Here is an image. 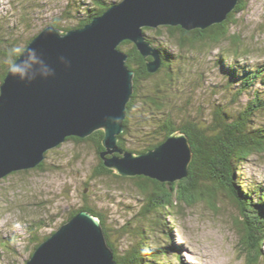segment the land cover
Wrapping results in <instances>:
<instances>
[{"label":"rangeland","instance_id":"obj_1","mask_svg":"<svg viewBox=\"0 0 264 264\" xmlns=\"http://www.w3.org/2000/svg\"><path fill=\"white\" fill-rule=\"evenodd\" d=\"M79 1L94 2L0 0V40L11 38L13 47L22 46L28 38L50 25L54 18L63 21V25L75 26L80 19L76 16H84L77 12ZM243 7L234 14L229 36L219 48L201 44L189 47L191 58L195 59L185 71V79L180 76L181 84L178 82L170 93L172 111L177 120L189 113L196 114V119H209L217 102L226 103L231 99L235 89L224 88L226 77L215 61L222 51H228L226 57L232 58L235 41L241 45L242 61L264 62V0H243ZM72 11L75 15L72 14L71 18L69 13ZM159 28L162 29L161 34L157 33V28L148 29L147 34L177 50L179 47L175 40L168 37V29ZM5 46L6 43L0 44V84L3 61L9 51ZM198 64L201 68L205 66L199 70ZM200 71L204 73L198 83ZM158 77L154 79L158 80ZM164 78L159 82L166 86V81L170 80ZM155 80L145 81L146 86L153 88ZM248 98V94L242 96L238 106L245 104ZM238 106H230V112L235 114L236 109H240ZM255 119L260 124L264 113ZM131 127L129 141L132 145L143 140V133L149 130L136 120L132 121ZM99 163L100 154L93 142L69 139L50 150L45 170L32 168L14 172L0 180V264H26L36 244L33 238L36 229H39V235H51L72 211L86 203L96 206L105 215L111 238L123 253L140 242L139 227L143 226L148 231L154 226L149 244L155 248L160 243L167 246L170 260L181 255L185 264H264V258L253 262L246 243L242 242L244 233L238 223L244 218L228 187L217 185L213 189V199H201L193 205L179 203L167 211L162 210L161 218H166L170 224L168 231L172 235L168 236L164 225L159 230L161 221L156 225L147 219L142 220L140 212L145 211L149 197L141 192L135 181L131 177L119 178L115 172L95 176ZM238 167L239 174L252 181L253 186L264 187V149L248 156L242 165L239 162ZM34 220L43 221L45 225L34 228L35 232L30 233Z\"/></svg>","mask_w":264,"mask_h":264},{"label":"water","instance_id":"obj_2","mask_svg":"<svg viewBox=\"0 0 264 264\" xmlns=\"http://www.w3.org/2000/svg\"><path fill=\"white\" fill-rule=\"evenodd\" d=\"M241 0H120L104 13L63 32L54 24L27 45L55 70V76L27 85L8 73L0 84V180L38 167L48 151L68 138L105 132L104 165L125 177L145 176L173 183L189 175L192 147L186 134H173L147 152L120 148L135 71L119 46L129 40L145 57L150 73L163 67L145 27L207 29L224 22ZM65 57L67 67L60 61ZM26 264H118L101 219L81 210L34 250Z\"/></svg>","mask_w":264,"mask_h":264},{"label":"trees","instance_id":"obj_3","mask_svg":"<svg viewBox=\"0 0 264 264\" xmlns=\"http://www.w3.org/2000/svg\"><path fill=\"white\" fill-rule=\"evenodd\" d=\"M90 4H93V6ZM78 5L80 7H78L77 12L83 13L84 16L82 18L79 15L76 16L80 18L77 19V25H63V21L58 18H54L51 24L60 28L63 32H67L73 28L84 26L108 8L105 0H94V2L88 4L79 1ZM242 9H244L243 0L240 1L236 9L230 13L224 22L214 24L207 29L186 30L181 26H162L168 29V37L174 39L177 43L179 47L177 50L168 43L164 44L158 41L156 37L151 38L147 34L150 28L145 27L144 31L149 40L159 49L161 57L163 56V67L158 73L148 71L147 62L152 60V57L143 56L135 43L126 40L120 44L119 47L129 55L127 64L135 71V91L128 104L125 130L119 135L118 144L123 150L139 154L155 149L173 134H186L189 137L193 152L189 165V175L186 178L173 183H162L145 176L131 177L141 192L149 197V203L145 211L140 212L142 220L147 219L152 223L155 222L156 225L161 221L158 227L164 225V230L168 232V236H171V232L168 231V226H170L168 220L161 218L162 210L167 211L179 203L185 202L188 205H193L201 199H213L215 196L213 189L217 185L224 188L228 187L232 199L237 203L244 218L238 225L240 231L244 233L242 242L246 243V248L252 257L251 260L254 262L264 258V187L260 185L253 186L252 181L245 179L242 173L239 174L238 164L241 162L242 165L248 156L264 149V120L259 124L255 119L256 116L264 113V62H251L250 59V61H242L240 56L241 45L236 41L233 43L235 53L232 58L226 57L228 51L218 53L215 64L219 66L220 72L226 77L228 86L225 83L224 88L226 90L235 89V92L226 103H216V108L209 119H196V114L189 113L183 114V119L177 120L172 111L173 105L170 95L179 82L178 78L181 76L182 79H185V71L189 69V65L195 59L191 58L189 47H197L201 44L202 46H210V48H219L229 36V29L234 23V14ZM69 14L71 17L72 14L75 15V11ZM159 27L157 33L161 34L162 29ZM37 34L28 38L22 46L26 48ZM2 43H6V49H11L14 45L11 38L0 40V44ZM125 46H129V48L125 49ZM243 53L247 54L246 51H243ZM3 66L1 83L7 74L6 65ZM197 66L199 67L197 69L200 70L205 64L202 68L199 64ZM203 73L200 71V77L197 79L198 83L203 77ZM157 76H159L158 80H155L154 78ZM163 78L164 80H170L166 81V86L159 82V79ZM147 80H155L156 83L152 84L154 89H149L146 86L145 81ZM192 85L195 89V83ZM245 94H248L249 97L247 102L238 106L240 98ZM234 105H237L240 109H236V113L232 114L230 106ZM133 120H136L140 126L148 127L149 130L143 133V140L132 145L129 136H131ZM104 135V130L100 129L86 138L72 136L67 140L91 141L100 154L104 150ZM49 153L50 151L47 152L46 159L34 169H46ZM113 172L119 178H126L119 175L115 170L106 167L100 157L95 176H104ZM97 209L96 206L86 203L72 211L68 219L61 224L72 219L81 210H88L101 219L108 243L114 251L115 260L118 264H185L181 255H176L175 260H170L167 246L160 243L155 248L154 245L149 244V235L153 233L154 226L148 228V231L143 226L139 227L137 233L142 236L140 242L137 241L123 253L119 244H116L111 238L110 229L106 226L105 215ZM44 225L43 221L34 220V223L30 225L33 230L29 229L30 233L35 232L34 228H41ZM38 230L36 229L33 236L36 244L31 255L36 247L50 235H39Z\"/></svg>","mask_w":264,"mask_h":264},{"label":"clouds","instance_id":"obj_4","mask_svg":"<svg viewBox=\"0 0 264 264\" xmlns=\"http://www.w3.org/2000/svg\"><path fill=\"white\" fill-rule=\"evenodd\" d=\"M59 59L70 67V62L65 57L61 56ZM3 63L8 75L23 84L30 85L37 80L55 76V70L34 48L13 47L9 49Z\"/></svg>","mask_w":264,"mask_h":264},{"label":"bare ground","instance_id":"obj_5","mask_svg":"<svg viewBox=\"0 0 264 264\" xmlns=\"http://www.w3.org/2000/svg\"><path fill=\"white\" fill-rule=\"evenodd\" d=\"M161 55V54H160ZM163 57V56H162ZM235 226V225H234ZM241 241V240H240ZM239 252V251H238Z\"/></svg>","mask_w":264,"mask_h":264}]
</instances>
